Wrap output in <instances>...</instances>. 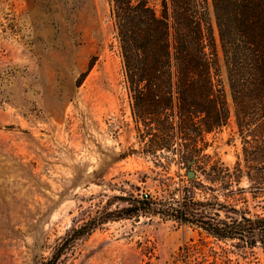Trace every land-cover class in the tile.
Listing matches in <instances>:
<instances>
[{
    "label": "rangeland",
    "instance_id": "rangeland-1",
    "mask_svg": "<svg viewBox=\"0 0 264 264\" xmlns=\"http://www.w3.org/2000/svg\"><path fill=\"white\" fill-rule=\"evenodd\" d=\"M143 128L109 0H0V264L56 254V264H264L260 239L241 248L238 238L141 210L138 200L178 197L196 177ZM206 141L204 153L233 168L242 151L235 123ZM214 188H197V198L264 214L261 193L226 199Z\"/></svg>",
    "mask_w": 264,
    "mask_h": 264
},
{
    "label": "trees",
    "instance_id": "trees-1",
    "mask_svg": "<svg viewBox=\"0 0 264 264\" xmlns=\"http://www.w3.org/2000/svg\"><path fill=\"white\" fill-rule=\"evenodd\" d=\"M109 2L143 136L152 135V147L176 148L183 167L209 183L191 178L178 197L138 200L141 210L195 225L219 240L238 238L241 248H253L258 239L264 246V214L248 216L218 196L199 199L196 191L215 192L218 184L226 199L246 191L264 195V0ZM232 121L242 144L233 168L204 153L206 135ZM243 178L248 187L239 186ZM58 255L41 264H56Z\"/></svg>",
    "mask_w": 264,
    "mask_h": 264
},
{
    "label": "water",
    "instance_id": "water-1",
    "mask_svg": "<svg viewBox=\"0 0 264 264\" xmlns=\"http://www.w3.org/2000/svg\"><path fill=\"white\" fill-rule=\"evenodd\" d=\"M188 176L190 177V178H194L195 176H196V171L195 170H189L188 171Z\"/></svg>",
    "mask_w": 264,
    "mask_h": 264
},
{
    "label": "built area",
    "instance_id": "built-area-1",
    "mask_svg": "<svg viewBox=\"0 0 264 264\" xmlns=\"http://www.w3.org/2000/svg\"><path fill=\"white\" fill-rule=\"evenodd\" d=\"M143 195H144L145 197H147V196H148V193H144Z\"/></svg>",
    "mask_w": 264,
    "mask_h": 264
}]
</instances>
